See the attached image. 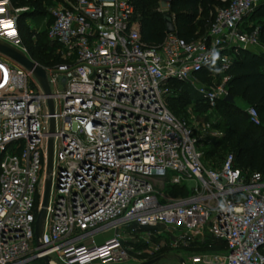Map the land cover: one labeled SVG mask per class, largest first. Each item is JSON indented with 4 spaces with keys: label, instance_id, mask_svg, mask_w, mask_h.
I'll list each match as a JSON object with an SVG mask.
<instances>
[{
    "label": "built area",
    "instance_id": "2783aa9c",
    "mask_svg": "<svg viewBox=\"0 0 264 264\" xmlns=\"http://www.w3.org/2000/svg\"><path fill=\"white\" fill-rule=\"evenodd\" d=\"M156 1L161 12L174 0ZM220 1L202 34L185 41L165 32L154 45L141 40L135 0L54 1L45 7L46 37L61 61L39 65L47 94L29 70L0 58V264H45L43 257L49 264L138 263L145 248L158 249L133 235L149 237L146 228L173 249L207 238L224 243L219 253L190 255L193 264H264L261 174L234 167L230 151L216 167L202 161L200 142L218 135L210 119L227 94L232 49L264 58L257 28L241 27L261 0ZM26 10L0 0V41L33 61L18 30ZM213 64L222 75L207 84L198 72ZM169 80L187 84L205 110L187 106L188 119L174 116L165 102ZM239 107L258 124L253 106ZM48 138L50 185L36 240L33 201L42 195ZM166 185L186 193L173 196Z\"/></svg>",
    "mask_w": 264,
    "mask_h": 264
},
{
    "label": "trees",
    "instance_id": "16d2710c",
    "mask_svg": "<svg viewBox=\"0 0 264 264\" xmlns=\"http://www.w3.org/2000/svg\"><path fill=\"white\" fill-rule=\"evenodd\" d=\"M54 1L57 0H10L13 6L29 7L28 10L18 16V30L28 56L41 66L61 61L59 54L55 51L58 44L46 37V28L50 23V18L45 7ZM206 2L210 3L207 7L210 11V17L206 18V21H209L208 24H210L214 18V9L222 5L220 0H174L170 3L169 12L173 18L174 33L179 38L189 41L203 33L200 29L197 30V24L202 23L198 20V17L201 12L200 8ZM135 8L139 12L141 40L148 45L160 43L165 35V30L161 12L157 10V1L135 0ZM38 16L45 17L46 22L44 23V29L34 32L25 23V19ZM253 17L264 19V0H261L248 12V15L246 14L241 18V26L245 30L250 31L255 28L253 25L246 26L245 24ZM257 30L259 39L264 41V20L257 27ZM230 56V63L224 72L228 76L224 86L227 93L232 96L233 103L226 102L223 99L216 101L214 107L216 120L211 123V127L220 131L221 135L205 138L200 142L204 147L202 149V161L207 167H216L217 165L210 157L216 152V148H228L233 154L234 167L246 174L257 171L264 179V58L260 54L240 48L232 49ZM209 71H213V78L207 76ZM221 75L222 73L218 72L214 64L198 72V77L207 84H211L212 80L218 82ZM167 84L171 89V93L165 102L174 116L185 119L187 112L184 108L190 104L193 113H201L205 110V105L193 94L187 84L175 80H169ZM235 99H239L244 104L255 108L259 119L258 124H253L248 120L246 113L235 104ZM169 193L173 196L184 194L186 188H173ZM37 206L38 195L35 196L33 201L34 212ZM186 250L223 251L224 243L207 238L205 243L195 248L191 244ZM143 259L150 260L153 258L143 256Z\"/></svg>",
    "mask_w": 264,
    "mask_h": 264
},
{
    "label": "water",
    "instance_id": "95a60500",
    "mask_svg": "<svg viewBox=\"0 0 264 264\" xmlns=\"http://www.w3.org/2000/svg\"><path fill=\"white\" fill-rule=\"evenodd\" d=\"M161 18H162L165 32L166 33L173 32L174 24H173L169 11H166V10L161 11ZM0 53L8 57L12 61L20 64L25 69L29 70L39 82L43 92L46 94L49 92L48 85H47L46 78H45V71L41 66H39L37 63L28 59L22 52L18 51L17 49L1 41H0ZM60 82L63 83L64 78L60 77ZM222 99L226 102L233 103V98L228 93L225 94ZM47 104H48L49 112L51 113L52 104L49 99L47 100ZM52 126H53V119L50 118L49 119V131L52 130ZM50 169H51V139L48 138L47 140V159H46V165H45V177L43 180L42 195L38 203V209H37L35 219H34L33 232H34V237L36 240L38 239L40 232H41V227H42L43 218L45 214V208L47 206V198H48V191H49V185H50ZM43 260L45 264H49L47 257H43ZM156 260L157 259L144 260L136 264H153ZM179 262L180 264H183V261L181 259L179 260Z\"/></svg>",
    "mask_w": 264,
    "mask_h": 264
},
{
    "label": "rangeland",
    "instance_id": "374dc122",
    "mask_svg": "<svg viewBox=\"0 0 264 264\" xmlns=\"http://www.w3.org/2000/svg\"><path fill=\"white\" fill-rule=\"evenodd\" d=\"M209 5H210V3L206 2L200 8L201 12L199 14L198 20H200V22H202V23L197 24L198 25L197 30L200 29V31H202V32H204L206 30L207 26L209 25L208 24L209 21H206L207 20L206 18L210 17V11L207 8ZM247 15H248V13H247ZM44 19H45V17H43V16H38L35 18H27V19H25V23L28 24V27L31 28L32 30H34V32H38V31L44 29V22H45ZM263 20L264 19L262 17H253L249 21H247V23H245V24H246V26L253 25V26H255V28H257L260 24H262ZM0 58L9 59L8 57L4 56L1 53H0ZM9 60H11V59H9ZM33 78L34 77L32 76V79ZM29 80H31V78H29ZM193 94L196 95L194 91H193ZM234 102L238 106L244 105V103L239 99H235ZM188 106L190 108L189 112L193 113L192 105L190 104ZM188 118H189V113H187V116L185 119H188ZM215 120H216V118L210 119V121L212 123ZM216 131L218 132L217 136L221 135L220 131H218V130H216ZM209 137H212V136H208L206 138H209ZM22 147H23V145H22V143H20V147L18 148V151H20ZM203 148L204 147L202 146L201 149H203ZM226 152H229L228 148H216V152L210 158L213 159L215 165H218ZM170 189H171V186L166 185L165 192H168ZM130 227L131 226L122 227L121 229L125 234H127V233L130 234V233H132V232H130L131 231ZM146 229H149L148 231H150V233H151V235L149 237H147L145 234L140 233L139 231H134L133 235L138 236L139 238L146 239L152 245L156 244L158 246V249L157 250H150L149 248H145L146 251H148V254H145L144 257H149V258L152 257L153 259H157L153 264H180L179 261L177 260L178 255L175 252L176 250H174L173 248H170L168 243L162 242L160 240L158 241V239H155V237L153 236V233H154L153 228H146ZM34 262H35V264L41 263L39 260H35ZM118 264H136V263H134L132 261H125V262H121ZM185 264H189V262H187L185 260Z\"/></svg>",
    "mask_w": 264,
    "mask_h": 264
},
{
    "label": "crops",
    "instance_id": "0c3cea01",
    "mask_svg": "<svg viewBox=\"0 0 264 264\" xmlns=\"http://www.w3.org/2000/svg\"><path fill=\"white\" fill-rule=\"evenodd\" d=\"M173 21V20H172ZM197 32V30H196ZM108 235V233L106 232L105 234H102V235H99L96 237V242L99 243L101 242L106 236ZM205 243V240L204 242ZM203 243H197V242H194L192 243L194 245V248L195 247H198L199 245L203 244ZM188 248V247H187ZM176 250L175 252L177 253L178 255V261L181 259L183 261V264H185V260L187 262H189V264H193L190 262V260L188 259V257L190 255H197V254H209V253H219L221 251H193V250H186V248H179V249H174ZM180 263V262H179ZM195 264H218V262L216 260H213V259H210V258H207L205 260H202L201 262H198V263H195Z\"/></svg>",
    "mask_w": 264,
    "mask_h": 264
},
{
    "label": "snow or ice",
    "instance_id": "6c2138e0",
    "mask_svg": "<svg viewBox=\"0 0 264 264\" xmlns=\"http://www.w3.org/2000/svg\"><path fill=\"white\" fill-rule=\"evenodd\" d=\"M10 26V25H9ZM10 35H14L15 33H9Z\"/></svg>",
    "mask_w": 264,
    "mask_h": 264
}]
</instances>
